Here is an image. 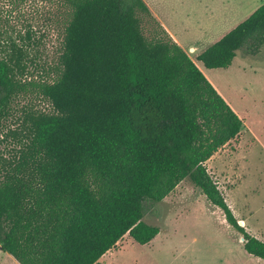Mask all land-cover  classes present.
I'll list each match as a JSON object with an SVG mask.
<instances>
[{
  "label": "trees",
  "instance_id": "trees-1",
  "mask_svg": "<svg viewBox=\"0 0 264 264\" xmlns=\"http://www.w3.org/2000/svg\"><path fill=\"white\" fill-rule=\"evenodd\" d=\"M47 1L39 25L18 27L24 0H0V129L17 125L2 140L16 149L0 156V250L18 264H102L125 235L150 243L160 228L143 221L147 209L187 179L264 260V241L238 224L205 166L244 125L196 63L158 23L144 36L141 16L153 17L142 0ZM262 51L264 3L196 60L225 69ZM33 97L49 110L28 106Z\"/></svg>",
  "mask_w": 264,
  "mask_h": 264
},
{
  "label": "rangeland",
  "instance_id": "rangeland-1",
  "mask_svg": "<svg viewBox=\"0 0 264 264\" xmlns=\"http://www.w3.org/2000/svg\"><path fill=\"white\" fill-rule=\"evenodd\" d=\"M142 1L153 17L152 20L141 16L144 36L151 39L155 35L154 22L164 28L242 119L244 127L239 135L218 150L205 166L234 217L243 222L247 232L264 241V51L257 56L238 52L225 69H205L196 60L197 55L247 18L264 0ZM48 7L47 0H24L13 13L12 24L19 27L29 20L39 25L40 13ZM199 29L206 34L198 35ZM60 39L55 29L45 38L47 64L56 60ZM27 103L37 110H49L48 104L37 97ZM27 103L21 102L16 107V116ZM15 127L13 118L0 129V156L4 158L13 157L16 147L10 141L2 142L3 134ZM143 221L160 228L150 243L139 245L125 235L99 262L217 264L221 242H227L234 252L235 249L240 254L244 252L239 233L227 224L221 210L210 205L187 179L153 208H148ZM0 264L17 263L0 250Z\"/></svg>",
  "mask_w": 264,
  "mask_h": 264
},
{
  "label": "crops",
  "instance_id": "crops-1",
  "mask_svg": "<svg viewBox=\"0 0 264 264\" xmlns=\"http://www.w3.org/2000/svg\"><path fill=\"white\" fill-rule=\"evenodd\" d=\"M216 18V17H214ZM199 34L198 35H204L206 34L205 31L201 32V30L199 29ZM221 38V37H220ZM219 38V39H220ZM176 40V39H175ZM177 41V40H176ZM205 50V49H204ZM203 50V51H204ZM198 67V66H197ZM201 71V70H200ZM202 72V71H201ZM203 73V72H202ZM216 89V87H215ZM216 91L218 92V94L226 101V103L231 107V109L236 113V111L234 110V108L230 105V103H228V101L226 100V98L220 93V91H218V89H216ZM239 117V116H238ZM240 118V117H239ZM241 119V118H240ZM242 120V119H241ZM243 124V121H242ZM240 222V221H239ZM242 225L243 222L241 221ZM240 235V234H239ZM220 240V239H219ZM242 240V239H241ZM241 245H242V241H241ZM242 249H243V245H242ZM244 250V249H243ZM253 257V258H252ZM255 259H259L257 257H254L252 255H249L245 250L242 254H240L238 252V249H235V252L232 251V247H230V245L227 244V242L223 243H219V254L217 255V260L216 263L217 264H264V260L259 259V260H255ZM17 263V262H16ZM18 264V263H17Z\"/></svg>",
  "mask_w": 264,
  "mask_h": 264
},
{
  "label": "water",
  "instance_id": "water-1",
  "mask_svg": "<svg viewBox=\"0 0 264 264\" xmlns=\"http://www.w3.org/2000/svg\"><path fill=\"white\" fill-rule=\"evenodd\" d=\"M240 226H242L241 222L238 223Z\"/></svg>",
  "mask_w": 264,
  "mask_h": 264
}]
</instances>
